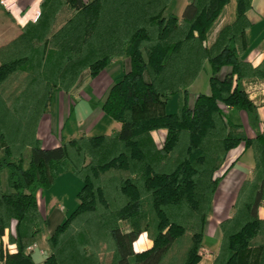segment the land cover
<instances>
[{
	"label": "trees",
	"instance_id": "trees-1",
	"mask_svg": "<svg viewBox=\"0 0 264 264\" xmlns=\"http://www.w3.org/2000/svg\"><path fill=\"white\" fill-rule=\"evenodd\" d=\"M231 1L188 0L178 17L175 0H42L38 19L0 47V264H200L217 174L241 144L253 150L254 177L220 224L214 264H264V132L249 138L226 112L243 111L258 125L243 84L264 80V60H247L253 0H234L233 21L207 45ZM114 60L126 70L102 111L120 129L45 148L38 130L55 91L71 93ZM207 66L209 93L195 95ZM65 174L81 182L79 204L46 239L39 262L31 250L47 219L37 194ZM7 232L14 253L3 247ZM143 233L153 245L136 252Z\"/></svg>",
	"mask_w": 264,
	"mask_h": 264
},
{
	"label": "crops",
	"instance_id": "crops-1",
	"mask_svg": "<svg viewBox=\"0 0 264 264\" xmlns=\"http://www.w3.org/2000/svg\"><path fill=\"white\" fill-rule=\"evenodd\" d=\"M1 1L2 0H0V47L17 38L21 34L22 28L28 22H35L38 19L40 15V5L42 3V0H4L6 3L5 6L1 3ZM187 3L188 0H175L174 9L176 12H174L178 17L182 16L183 10ZM231 5L234 6L233 9H228L227 7ZM228 6H226L219 19H221L225 12L229 11L232 13V16L229 20V23H231L235 16V1L232 0ZM248 17L252 22V27L247 32V41L249 45L247 60L254 67H257L264 60V0H253L252 8L248 12ZM224 25L225 24H218L216 26L218 28H216L217 30L214 33L212 42L215 40L219 30ZM121 61L122 60L112 61L108 65L106 70H104V72H102L96 79L104 77V86L106 85L108 86V88H110L114 80L116 78H119L123 74L122 73L121 75H118V69H116L119 65H121ZM207 69L209 70L208 76L202 79L203 74H201L200 78L191 88V92L193 94L196 95L197 93H209L208 81L210 68L207 66L206 70ZM227 71L228 69L225 70V72ZM243 84L250 99L258 108V125L256 126V128H253L250 125L247 114L243 111H239L236 109H227L226 112L230 120L234 124L242 126L245 134L249 138L253 139L257 135L264 132V80L250 79L244 81ZM168 109L170 111L176 110V103L174 100L169 104ZM49 115H46L42 119L38 130V136L42 140L43 146L45 148H54L60 145L59 141L57 140V136L52 135L50 133V130L46 131L45 127L43 126V123L49 118L47 117ZM99 116L101 118L104 116L102 110ZM50 117H52V115H50ZM49 120L52 119L49 118ZM112 127L113 130L107 134L118 131L121 126L119 123L112 122ZM155 135L158 136L159 141L162 143L166 135V131L159 130L153 132V137L158 144ZM71 137L74 138L76 136ZM69 139L71 138H67L64 141H67ZM254 170L255 159L253 150L251 148H246L244 144H241L237 148L230 151L224 166L218 173L219 175L217 174L220 178V183L215 193L212 202V209L208 216V221L205 228L200 264H214V260L219 252L222 240L220 224L222 221L231 218L234 215V204L237 200L239 192L245 182L253 179ZM64 176H60L59 178H64ZM59 178L57 180H59ZM37 199L40 212L47 219L46 233L43 236L46 241V239L54 233L56 228L63 222V220L67 216H69L71 212L75 211V209L78 207L79 202L78 199L73 201L70 197L62 200V198L56 196L55 193H51V189L50 196L39 192L37 194ZM65 205H67L68 209L65 207ZM258 215L261 219L264 220V204L259 208ZM141 237H144L145 241L144 243H142L143 247L140 250H137V248L135 247L136 245L134 244V250L136 252L145 251L151 248L153 245V242L148 239L146 233H143L139 237V239ZM2 244L4 249L8 250L9 252L14 253L16 251V246L11 245L8 242V232L3 237ZM31 251L35 253L38 261L41 262L43 256L48 252V247L47 245L41 246L37 244L36 247Z\"/></svg>",
	"mask_w": 264,
	"mask_h": 264
},
{
	"label": "rangeland",
	"instance_id": "rangeland-1",
	"mask_svg": "<svg viewBox=\"0 0 264 264\" xmlns=\"http://www.w3.org/2000/svg\"><path fill=\"white\" fill-rule=\"evenodd\" d=\"M233 7L234 6L231 5L227 8L233 9ZM173 10L175 11L174 8ZM231 16V12H225L217 22V25H226L230 22ZM216 26L209 35L207 45L212 43V38L217 30L216 28H218ZM116 69H118V75L124 73L126 70V62L124 60L121 61V65ZM208 72V69L203 72L202 79L208 76ZM103 78L96 80L91 79L88 73H86L79 85L71 93H64L60 89L55 91L52 110L49 113L52 117H50L49 114V116H47L52 120L48 118L43 123V126L46 131L50 130L52 135L57 136V140L60 144L65 139L72 138L71 136L79 137L82 135L92 136L107 134L113 130L112 122L118 123L105 114L102 118L99 116L101 114L103 101L109 89L108 86H104L105 82ZM155 138L157 139L158 145H161L162 143L159 141L157 135H155ZM79 181L80 180L73 174H65L64 178H59V180L56 181V184L51 188V193H55V195L62 198V200L70 197L75 201L77 199V193L81 189V182ZM4 184H6V175L4 176ZM44 194L50 196V190L46 191ZM65 207L68 209L67 205H65ZM148 239L151 240L149 236ZM38 244L41 246L46 245L44 237Z\"/></svg>",
	"mask_w": 264,
	"mask_h": 264
},
{
	"label": "built area",
	"instance_id": "built-area-1",
	"mask_svg": "<svg viewBox=\"0 0 264 264\" xmlns=\"http://www.w3.org/2000/svg\"><path fill=\"white\" fill-rule=\"evenodd\" d=\"M1 3H2L3 5H5V6H6V3H5V1H4V0H2V1H1Z\"/></svg>",
	"mask_w": 264,
	"mask_h": 264
}]
</instances>
